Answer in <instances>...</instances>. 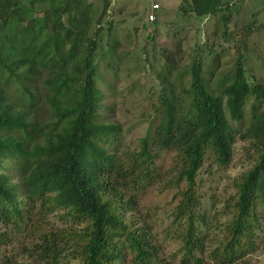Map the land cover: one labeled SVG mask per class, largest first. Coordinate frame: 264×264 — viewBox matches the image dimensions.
I'll use <instances>...</instances> for the list:
<instances>
[{
  "label": "trees",
  "instance_id": "trees-1",
  "mask_svg": "<svg viewBox=\"0 0 264 264\" xmlns=\"http://www.w3.org/2000/svg\"><path fill=\"white\" fill-rule=\"evenodd\" d=\"M184 2L198 19H214L224 5V0ZM19 5V0H0V247L13 234H39L32 252L41 264H162L152 225L137 217L136 194L157 177L155 155L172 151L178 168L170 182L184 187L171 226L182 243L183 262L198 264L195 253L203 250L208 223L196 176L206 156L220 169L228 166L233 150L226 112L232 121H240L249 100L264 103V86L248 83L237 50L230 82L221 95H213L203 78L206 47L200 45L191 59L187 101L162 93L152 137L142 140L139 151L124 162L113 148L119 128L99 120L103 95L95 85L96 42L89 20L79 14L62 23L71 6L66 2L47 11L36 31L19 27L12 18ZM226 18L221 16L224 23ZM9 21L16 22L13 28ZM50 63L57 68L46 80L50 122L40 125L27 119V109L7 101L3 74L21 83L19 68L26 66L34 76L39 66ZM25 90L32 107L34 95ZM251 108L244 137L253 148L254 163L234 181L235 194L224 204L230 218L210 251L216 264L242 260L264 230V109L256 113L254 104ZM9 162L19 175L16 182L5 172ZM56 211L69 228L39 231V222Z\"/></svg>",
  "mask_w": 264,
  "mask_h": 264
},
{
  "label": "rangeland",
  "instance_id": "rangeland-1",
  "mask_svg": "<svg viewBox=\"0 0 264 264\" xmlns=\"http://www.w3.org/2000/svg\"><path fill=\"white\" fill-rule=\"evenodd\" d=\"M19 1L18 11L12 16L19 27L29 26L37 31L45 20V13L57 5L63 8L66 2L71 6L62 17V23L67 25L70 15L79 18V14L85 15L91 23L90 34L96 42L95 85L103 95L99 120L119 128L113 148L124 162L139 151L142 140L152 137L159 122L157 109L162 93L187 101L191 59L200 45L206 47L201 56L203 78L213 95H221L230 82L237 50L242 56L248 83L264 86V0H224L221 12L214 19L196 18L184 0ZM153 4H158L159 9L155 12L156 20L149 22L147 18ZM222 15L227 16L226 23ZM9 22L12 28L16 24ZM56 71V66L50 63L46 67L39 66L38 74L31 76L24 66L17 70L21 83L4 72L7 101L16 109H27L28 120L46 125L50 122L46 80ZM25 88L34 95L32 107ZM253 104L256 113L264 109V103L249 100L240 121H232L226 112L233 150L228 166L220 169L206 156L196 176L202 213L208 223L203 250L195 253L198 264H216L210 251L219 230L230 218L224 204L235 194L234 181L254 163L253 148L244 137L252 122ZM154 163L155 181L136 194L137 217L148 218L152 225L151 233L162 264H185L182 243L171 226L172 213L180 198L178 193L184 187L183 183L175 187L170 182L178 168V160L172 151H161L155 155ZM12 165L6 164L5 172L16 182L19 175L11 170ZM33 218L36 220L37 216ZM39 225L42 233L69 228L58 211L48 214ZM38 236L13 234L12 241L0 247V263L41 264L32 252ZM75 263L74 260L62 262ZM234 264H264V230L258 233L254 250Z\"/></svg>",
  "mask_w": 264,
  "mask_h": 264
},
{
  "label": "built area",
  "instance_id": "built-area-1",
  "mask_svg": "<svg viewBox=\"0 0 264 264\" xmlns=\"http://www.w3.org/2000/svg\"><path fill=\"white\" fill-rule=\"evenodd\" d=\"M159 9V5L158 4H153L152 5V13H150L148 15V21L149 22H154L156 20V15H155V12Z\"/></svg>",
  "mask_w": 264,
  "mask_h": 264
}]
</instances>
